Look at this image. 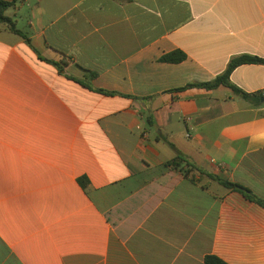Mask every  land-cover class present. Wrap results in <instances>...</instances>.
Masks as SVG:
<instances>
[{
    "label": "crops",
    "instance_id": "crops-1",
    "mask_svg": "<svg viewBox=\"0 0 264 264\" xmlns=\"http://www.w3.org/2000/svg\"><path fill=\"white\" fill-rule=\"evenodd\" d=\"M6 14L31 44L0 23V264H264V206L224 185L264 201V65L231 75L260 104L189 87L264 57V0Z\"/></svg>",
    "mask_w": 264,
    "mask_h": 264
},
{
    "label": "trees",
    "instance_id": "trees-1",
    "mask_svg": "<svg viewBox=\"0 0 264 264\" xmlns=\"http://www.w3.org/2000/svg\"><path fill=\"white\" fill-rule=\"evenodd\" d=\"M18 1L19 0H12V1L0 0V23L7 26V28L11 32L23 36L26 42L30 45L31 44L30 39L24 33L16 29L15 22L11 17L7 16L6 14V12L9 9L14 8L16 6ZM186 58L187 56L185 53L181 51H176L162 56L160 61L171 64H179L185 61ZM46 61L58 66L56 62H53L51 60H46ZM250 64L264 65V57L251 56V55H242L236 57L233 60H231L227 70L222 75L218 76L214 81L209 83L193 84V85H189V87H200L208 90H215L218 89L219 87H226L231 89L235 94L242 96V98H244L245 100L251 101L252 103L255 104H260L261 98L243 92L242 90L234 86L231 82V75L238 67L242 65H250ZM95 76L96 75L94 74L93 77ZM99 92L107 93L103 90H99ZM107 94L112 95L113 93H107ZM177 160H179V158ZM177 160L172 161L169 164L176 166ZM78 182L84 189L88 187L89 181L86 177L79 178ZM224 185L234 191L241 193L246 199L255 202L261 206H264V201L256 197L249 189L241 185L229 183V182H224ZM204 264H228V263H226L225 261H223L222 259H220L215 255H209L205 258Z\"/></svg>",
    "mask_w": 264,
    "mask_h": 264
},
{
    "label": "rangeland",
    "instance_id": "rangeland-1",
    "mask_svg": "<svg viewBox=\"0 0 264 264\" xmlns=\"http://www.w3.org/2000/svg\"><path fill=\"white\" fill-rule=\"evenodd\" d=\"M21 29H23V28H21Z\"/></svg>",
    "mask_w": 264,
    "mask_h": 264
},
{
    "label": "built area",
    "instance_id": "built-area-1",
    "mask_svg": "<svg viewBox=\"0 0 264 264\" xmlns=\"http://www.w3.org/2000/svg\"><path fill=\"white\" fill-rule=\"evenodd\" d=\"M190 136V135H189Z\"/></svg>",
    "mask_w": 264,
    "mask_h": 264
}]
</instances>
